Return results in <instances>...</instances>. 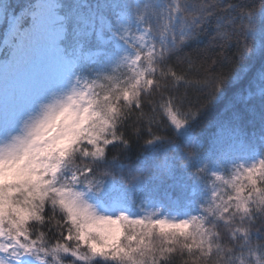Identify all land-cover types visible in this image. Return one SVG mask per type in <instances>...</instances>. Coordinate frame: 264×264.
<instances>
[{
	"label": "snow or ice",
	"instance_id": "snow-or-ice-1",
	"mask_svg": "<svg viewBox=\"0 0 264 264\" xmlns=\"http://www.w3.org/2000/svg\"><path fill=\"white\" fill-rule=\"evenodd\" d=\"M0 264H264V0H0Z\"/></svg>",
	"mask_w": 264,
	"mask_h": 264
}]
</instances>
